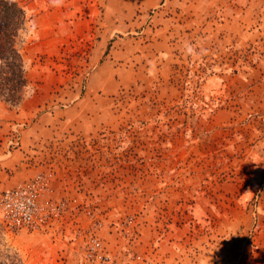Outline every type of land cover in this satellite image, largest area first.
Returning a JSON list of instances; mask_svg holds the SVG:
<instances>
[{
  "label": "rangeland",
  "instance_id": "rangeland-1",
  "mask_svg": "<svg viewBox=\"0 0 264 264\" xmlns=\"http://www.w3.org/2000/svg\"><path fill=\"white\" fill-rule=\"evenodd\" d=\"M18 2L0 196L36 181L39 213L0 239L25 264H264V0Z\"/></svg>",
  "mask_w": 264,
  "mask_h": 264
},
{
  "label": "trees",
  "instance_id": "trees-1",
  "mask_svg": "<svg viewBox=\"0 0 264 264\" xmlns=\"http://www.w3.org/2000/svg\"><path fill=\"white\" fill-rule=\"evenodd\" d=\"M25 13L18 0H0V101L17 105L25 95L28 81L19 31ZM0 264H25L21 254L0 239Z\"/></svg>",
  "mask_w": 264,
  "mask_h": 264
},
{
  "label": "built area",
  "instance_id": "built-area-1",
  "mask_svg": "<svg viewBox=\"0 0 264 264\" xmlns=\"http://www.w3.org/2000/svg\"><path fill=\"white\" fill-rule=\"evenodd\" d=\"M39 213L37 182L27 181L6 189L0 196V215L15 227H30L37 223ZM99 243L93 239L89 255L95 254ZM102 261V260H101Z\"/></svg>",
  "mask_w": 264,
  "mask_h": 264
}]
</instances>
